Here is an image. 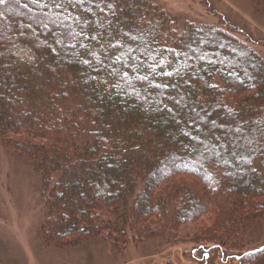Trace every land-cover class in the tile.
Listing matches in <instances>:
<instances>
[{
	"label": "trees",
	"instance_id": "obj_1",
	"mask_svg": "<svg viewBox=\"0 0 264 264\" xmlns=\"http://www.w3.org/2000/svg\"><path fill=\"white\" fill-rule=\"evenodd\" d=\"M14 1L0 4V145L31 152L47 192L48 231L122 233L136 219L138 196L151 191L144 217L169 210L177 222L185 209L202 204L196 216L221 217L226 234L225 216L234 207L248 220L259 215L264 153L260 162L251 158L264 143V82L246 78L259 76L263 61L255 51L217 27L186 22L176 30L150 0ZM43 21L61 27L45 30ZM213 34L217 40L207 43ZM183 39L196 44L180 45ZM232 45L243 58L218 51ZM210 48L217 51L205 53ZM250 59L254 65L244 68ZM49 133L53 141L42 143ZM187 175L200 181L179 179ZM66 183L72 195L63 207L53 189ZM104 206L112 211L102 219ZM229 236L232 243L241 239Z\"/></svg>",
	"mask_w": 264,
	"mask_h": 264
},
{
	"label": "rangeland",
	"instance_id": "obj_2",
	"mask_svg": "<svg viewBox=\"0 0 264 264\" xmlns=\"http://www.w3.org/2000/svg\"><path fill=\"white\" fill-rule=\"evenodd\" d=\"M17 1H14L17 6H25L22 1L20 3ZM150 1L172 18L176 30H181L186 22L203 24L223 29L235 40L245 43L263 61L262 66H259V76L251 72L245 77L256 83L264 82V0ZM46 2L54 5L57 0ZM138 2L139 0H136L135 4ZM70 4L76 6L77 2ZM65 7L64 4L61 8L69 11ZM28 8L32 13L33 11L39 13L38 9ZM23 9L21 7L19 11L23 12ZM41 9L45 11V8ZM116 16L117 14L114 15ZM35 23L32 22L34 25ZM40 27L45 30L58 29L61 27V21H43ZM68 27L69 34L72 26L69 24ZM198 29L202 30L199 27ZM216 40L217 35L213 34L207 43ZM63 44L65 46L68 44L65 39ZM195 44L194 41L184 39L180 42V45L187 47H193ZM237 49L232 45L218 51L229 57L243 58L236 53ZM214 50L217 51L215 48L204 51L211 54ZM196 58L195 55L192 59L196 61ZM243 61L244 68H251L254 65L252 59L249 63ZM234 72L238 74L242 70L235 68ZM214 122L220 123L219 117ZM248 128H253V123L249 124ZM260 130L264 131V122L261 123ZM237 132L241 135L244 129ZM52 136L50 133L44 136L42 143L53 141ZM223 143L224 139L219 140V145ZM234 144L238 145L239 139L235 140ZM262 145V149L251 158H256V162H260V157L264 153V143ZM17 149H5L0 145V264H204L205 261V264H264V249L255 252L261 247L264 248L263 208L256 211V208H247L248 206L244 205L242 208L245 212L250 214L254 210L256 213L259 212L257 217L248 220L242 216L243 212L239 213L234 207L227 213L228 216H225L229 220V225L226 224L227 231H224L226 234H222L220 226L224 224L223 222L219 224L221 217L210 214L196 216L198 211H202V204L198 208L194 206L185 209L177 222L166 215L169 214V210L155 217H144L141 211L142 203L145 202V197L153 194V191L138 196V204L133 209L136 212V219L128 221L122 233L116 229L108 232L100 227L99 233L93 230V235L54 234L53 231H48V225L45 227V223L48 222L46 217L48 207L45 200L47 192H44L40 171L32 166L29 159L32 157L31 152L26 153ZM251 150L252 144H248L246 154L250 155ZM34 152L38 154L37 151ZM228 158L229 161L233 159L229 156ZM234 165L239 173L244 174L246 168L239 161L234 162ZM55 170L56 168L53 171ZM179 179L200 181V178L194 175L180 176ZM53 190L55 191L53 196L61 199V206H66L65 203L69 202L72 195L67 183L65 189L56 186ZM196 190L199 195L204 191L199 184ZM160 191L159 189L154 192L158 194ZM100 208L102 219L112 211L108 206ZM124 212L120 215L122 218L126 215ZM198 214L202 215V212ZM54 224L56 228L58 223ZM228 234L231 236L239 234L241 239L237 243L229 242L226 239ZM202 252L208 256L204 261L200 259Z\"/></svg>",
	"mask_w": 264,
	"mask_h": 264
},
{
	"label": "flooded vegetation",
	"instance_id": "obj_3",
	"mask_svg": "<svg viewBox=\"0 0 264 264\" xmlns=\"http://www.w3.org/2000/svg\"><path fill=\"white\" fill-rule=\"evenodd\" d=\"M207 257H208L207 254L205 252H202V258H200V259H202L204 261L207 259ZM205 263H206V261L204 262V264Z\"/></svg>",
	"mask_w": 264,
	"mask_h": 264
},
{
	"label": "snow or ice",
	"instance_id": "obj_4",
	"mask_svg": "<svg viewBox=\"0 0 264 264\" xmlns=\"http://www.w3.org/2000/svg\"><path fill=\"white\" fill-rule=\"evenodd\" d=\"M2 3H4V0H0V4H2ZM85 63H87V61H85ZM156 87H159V85H156Z\"/></svg>",
	"mask_w": 264,
	"mask_h": 264
},
{
	"label": "water",
	"instance_id": "obj_5",
	"mask_svg": "<svg viewBox=\"0 0 264 264\" xmlns=\"http://www.w3.org/2000/svg\"><path fill=\"white\" fill-rule=\"evenodd\" d=\"M263 249H264V248L261 247V248H259L258 250H256L255 252L261 251V250H263Z\"/></svg>",
	"mask_w": 264,
	"mask_h": 264
}]
</instances>
